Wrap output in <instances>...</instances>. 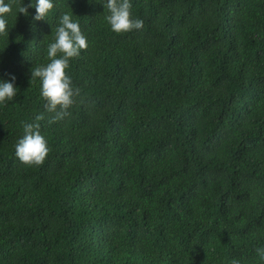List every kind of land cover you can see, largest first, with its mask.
Masks as SVG:
<instances>
[{
    "label": "trees",
    "instance_id": "16d2710c",
    "mask_svg": "<svg viewBox=\"0 0 264 264\" xmlns=\"http://www.w3.org/2000/svg\"><path fill=\"white\" fill-rule=\"evenodd\" d=\"M130 4L143 27L122 33L99 0L9 16L0 264H264V0ZM65 12L88 47L67 69L69 114L52 121L31 68ZM25 123L48 142L38 166L15 156Z\"/></svg>",
    "mask_w": 264,
    "mask_h": 264
},
{
    "label": "clouds",
    "instance_id": "9594fccd",
    "mask_svg": "<svg viewBox=\"0 0 264 264\" xmlns=\"http://www.w3.org/2000/svg\"><path fill=\"white\" fill-rule=\"evenodd\" d=\"M107 9L104 17L110 30L114 33L140 30L143 20L134 18L131 14L130 0H99ZM34 8L31 18L35 21L47 19L54 9V0H0V36L9 33L8 18L10 15H30L29 9ZM88 47V38L82 32L79 22L71 13L65 12L59 17V24L55 29L52 41L47 44V63L31 68V80L38 78L40 82V96L46 101L45 107L55 113L52 121L61 120L69 113L67 109L72 105L73 98L79 93L74 88L71 76L68 74L70 59L80 54V50ZM16 77L9 74L8 79L0 78V104L12 101L17 95ZM39 119V117H37ZM49 152L45 136L39 131L38 125L25 123L23 134L15 144V156L25 165H40ZM260 261H264V245L255 249Z\"/></svg>",
    "mask_w": 264,
    "mask_h": 264
}]
</instances>
